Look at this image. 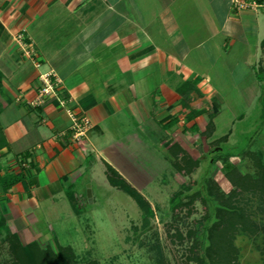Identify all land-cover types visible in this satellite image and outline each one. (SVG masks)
<instances>
[{"label":"crops","instance_id":"1","mask_svg":"<svg viewBox=\"0 0 264 264\" xmlns=\"http://www.w3.org/2000/svg\"><path fill=\"white\" fill-rule=\"evenodd\" d=\"M232 62L259 99L264 0H0L1 248L8 232L42 237L62 207L77 213V191L93 203V184L115 188L108 166L140 191L154 160L179 172L186 132L228 143L232 131L215 138L225 100L205 79L218 87ZM46 77L55 94L35 106ZM70 113L91 121L80 139Z\"/></svg>","mask_w":264,"mask_h":264},{"label":"rangeland","instance_id":"2","mask_svg":"<svg viewBox=\"0 0 264 264\" xmlns=\"http://www.w3.org/2000/svg\"><path fill=\"white\" fill-rule=\"evenodd\" d=\"M231 64L236 70L222 80L219 88L216 81L220 80L205 79L221 91L220 97L225 100L215 119V138L232 131L228 143L211 141L209 128L199 136L186 132L183 138L187 150L179 163L185 165L190 159L199 164L198 168L183 175L181 170L174 172L167 162L154 160L153 182L143 190H134L147 204L138 196L111 187L102 178L91 188L95 202L86 200L87 191H77L83 196L82 206L77 203V213L68 206L60 208L56 217L45 221L48 232L38 238H20V243L26 246L36 242L52 254L47 253L51 258L59 256L62 246L70 247L80 264H198L201 241L209 240L203 245L210 247L213 264H264V186L245 183L238 175L231 179L225 175L226 165L241 174H261L264 83L259 99L247 95L244 89L253 79H244V64ZM256 76L264 81V69ZM248 151L254 152L251 157L245 155ZM207 180L216 188L213 196L219 197L213 202L230 212L224 213L226 222L221 227L211 224L208 235L204 233L207 216L222 215L208 200ZM179 193L186 197L176 200ZM174 200L180 203L176 208ZM235 209L242 214L234 215ZM11 262L9 249L0 246V264Z\"/></svg>","mask_w":264,"mask_h":264},{"label":"trees","instance_id":"3","mask_svg":"<svg viewBox=\"0 0 264 264\" xmlns=\"http://www.w3.org/2000/svg\"><path fill=\"white\" fill-rule=\"evenodd\" d=\"M203 113V112H201ZM227 138V137H226ZM225 138V139H226ZM254 152L252 151H248L247 153H245V155L247 157H251V154H253ZM264 158L262 157L259 160V164L261 166V174H257V173H247V174H241L237 169H235L233 166H227L226 165V172L225 175L231 179L232 176H241L242 180L246 183L248 182V184L250 185H262L264 186ZM185 166L183 167V165H181L179 162H177L175 165H177V170L181 171H185V173H191L193 172L196 168H198V163L187 159ZM188 162V163H187ZM260 175V176H257ZM107 176H108V180L110 181V183L117 188L123 189L126 192H129L130 194H133L135 196H138L139 198H141V200L143 199L136 191H134L131 187L128 186V184L126 183V181L119 176V174L110 166H108L107 168ZM210 181V180H209ZM209 181L207 180V184L205 185V189L208 192V196H209V202L212 203V205L216 208L215 210H217L218 206L216 202H213L216 199H219L218 196H213L215 195V190L216 188L211 186ZM204 187V186H203ZM251 189H255V188H251ZM245 190H248V188H246ZM249 191V190H248ZM197 193L200 194V192L198 191ZM188 196V195H187ZM185 198L186 196H182V194H178V199L176 200H181L182 198ZM221 200H223V197L221 196ZM143 202H145V200H142ZM174 202V208H176L177 206L180 205V203H178L177 201H173ZM146 203V202H145ZM147 204V203H146ZM148 209V215H151V209L150 207L146 208ZM221 212L220 215L221 218L215 216L214 218H211L209 216H207V224L205 226V230L204 233H206L208 235V232H210L213 228H210L211 224L212 227H221L223 225V223H225V216L224 213L229 214L230 212L225 209H221L218 208V212ZM242 214L240 211L235 209L234 215H239ZM236 223H239L238 221H235ZM240 224V223H239ZM20 238L18 237V235L16 234H12V233H7V236L4 240V242L8 245V249H9V254L12 257V264H80L76 258L75 255L72 251V249L70 247H65L64 249H61V252H59V256L58 257H49L47 255V253L49 255H52L49 252H44L39 246L38 243L33 242L29 245H22L20 243ZM205 241H209V240H202L201 241V246L199 248L200 252V256H199V261L198 264H213L212 258L210 256V247H208L207 245L204 247L203 244H205ZM163 264H165V262L162 261ZM82 264V263H81ZM84 264H98L97 262H89V263H84Z\"/></svg>","mask_w":264,"mask_h":264},{"label":"built area","instance_id":"4","mask_svg":"<svg viewBox=\"0 0 264 264\" xmlns=\"http://www.w3.org/2000/svg\"><path fill=\"white\" fill-rule=\"evenodd\" d=\"M237 3H239V5H242V2L237 1ZM252 4H255V2H252ZM17 39L20 42V46L24 51V54L29 58H32L35 55V50L33 49V46L24 42L25 37L23 34L18 35ZM43 82L45 83V85L38 92L37 98L34 101L35 106L44 105L47 100L55 94L53 87L49 84L47 80V77L43 79ZM70 117L73 122L74 138L80 139L81 137L85 136L87 134V131L91 127V121L86 117H76L72 113H70Z\"/></svg>","mask_w":264,"mask_h":264},{"label":"water","instance_id":"5","mask_svg":"<svg viewBox=\"0 0 264 264\" xmlns=\"http://www.w3.org/2000/svg\"><path fill=\"white\" fill-rule=\"evenodd\" d=\"M88 195H89V196L91 195V192H90V191H88Z\"/></svg>","mask_w":264,"mask_h":264}]
</instances>
